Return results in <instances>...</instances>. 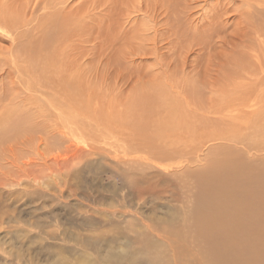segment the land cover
Segmentation results:
<instances>
[{"label":"rangeland","instance_id":"374dc122","mask_svg":"<svg viewBox=\"0 0 264 264\" xmlns=\"http://www.w3.org/2000/svg\"><path fill=\"white\" fill-rule=\"evenodd\" d=\"M4 1L19 11L10 27L0 17V98L15 95L27 107L41 108L33 111L37 126L28 134L0 139V264H190L194 251L187 245L192 238L186 229L198 196L191 174L203 170L208 155L220 146L250 161L264 158V152L253 153L231 137L207 141L204 134L191 136L177 122H165L160 134L173 142L183 136L179 146L190 156L162 159L152 154L153 146L148 154L143 152L148 141L140 136L130 145H141L143 151L130 153L119 134L128 135L127 128L113 130L101 121L110 109L112 121L120 122L129 109L134 113L148 92V86L137 88L152 77L170 87L188 110L187 101L190 113L197 112L198 103L210 106L209 118L224 132L240 136L251 131L253 85L264 76V0ZM57 13L76 16L81 29L60 45L64 62H74L72 68L77 64L66 74L73 71L79 77L82 72L83 108L76 109L75 125L61 122L50 107L59 95L55 75L63 74V67L60 74L54 72V81L42 84L46 78L34 71L46 66L43 58L36 68L23 69L26 62L19 56L20 43L40 38L49 29L43 30L40 22ZM188 88L201 91L196 103L187 98ZM207 128L214 130L210 123ZM153 129L152 123L144 128L147 133ZM67 143L80 150L64 152ZM62 152L76 158L55 163L53 155ZM60 190L75 196L55 202Z\"/></svg>","mask_w":264,"mask_h":264},{"label":"bare ground","instance_id":"6f19581e","mask_svg":"<svg viewBox=\"0 0 264 264\" xmlns=\"http://www.w3.org/2000/svg\"><path fill=\"white\" fill-rule=\"evenodd\" d=\"M9 1H11V0H9ZM28 1L29 0H27V2ZM211 4H212V2H211ZM222 4L223 3L221 2V5ZM14 5L10 6V4L4 0L0 1V10L2 12V14L0 13L1 14L0 17L1 18L3 17L1 20H3V23L7 27L8 26L10 27V24H11L10 22L15 21L16 18L18 19L17 15H18L19 10L17 11V8H14ZM22 5L23 4H21L20 7ZM25 5L26 4H24V6ZM217 5L219 6V4H217ZM195 10H196V8H195ZM256 11H258V10H256ZM148 13H150V12H148ZM67 14H70V13L65 14L66 18L61 16V14H58V13L53 15V16L51 15V16L45 17L40 22V25H41V28L43 30L46 27H48L49 29L42 32L40 38H35V39L33 38V40H31L29 42H25V41L21 42L20 43V50H23V51H22L21 55H19V54H17V55L20 56V60H22V63H23V60L26 62L24 67H22L23 69H25V68L27 69V67L36 68L37 67L36 65L38 64V63L36 64V62H38L37 60L41 57L43 58V59H41V61H43L42 63L46 64V66L44 65L43 67H41V66L37 67V70L34 71L35 75L38 73V75H36V76H38L39 79L42 77L46 78L44 81L42 80L43 81L42 84L50 83L51 81H54L56 79V81H54V82H56V85H57L56 90L59 92L58 93L59 95H57V98L52 97V99H54L53 100L54 103H51L50 107L53 110V112L55 113V115H57V117L60 119L61 122L66 121V122H69V123H72L75 125V124H77V123H75V120H76L75 117H77L76 116L77 115L76 109H77V107L83 108V106H82L83 103L81 102V96L83 97V95L80 93V91L83 92V89L81 87V77H80L82 72L80 71L81 73H80L79 77H78V74H76L73 71L70 72V74L69 73L66 74L67 71L71 70L72 65H74L73 64L74 62H72V61H70V63L64 62V60L66 58L64 59L63 54H61L62 52H60V45L63 44V42H65L66 40H68V38L71 39V37H76L81 32V29L76 28V27H78V24H79L78 23L76 25V22L78 21L77 17L67 15ZM154 15H155V13H154ZM196 15H197V13H196ZM122 16H123V14H122ZM262 17L264 19V16H262ZM74 18H76V22L73 20ZM6 21H7V23H6ZM261 21H264V20H261ZM256 23H257V21H256ZM259 23H260V21H259ZM262 23L263 22H261V24ZM15 24H16V22H15ZM69 24L72 26V28L69 27ZM12 25L14 26V24H12ZM249 25L250 24H248V26ZM2 29L3 28H1V30ZM4 31H5V29H4ZM261 31L263 32V28ZM252 32H254V31H252ZM86 40H88V39H86ZM91 41L92 40H90V42ZM143 43H144V41H143ZM137 46H139V45H137ZM81 51L83 52L84 50L81 49ZM117 53H118V51H117ZM124 57H125V55H124ZM180 58L182 60V57H180ZM76 60H77V58L74 59V61H76ZM62 61L64 62L63 64H61ZM129 61H130V59H129ZM27 62H29L30 64H28ZM47 62H49L48 63L49 66L54 68V70H50V71L47 70L49 67L47 65ZM40 64L41 63L39 62L38 65H40ZM75 66L73 67L74 71H75ZM59 67H63L62 71L64 69V72H63V74L61 73V75H55V79H53L54 72H57L58 74H60V72H58ZM77 68H76V70H77ZM56 69H58V70H56ZM174 69H175V67H174ZM81 70H82V68H81ZM77 71H79V70H77ZM22 72L23 71H21V73ZM195 72H197V71H195ZM28 73H32V72L30 71ZM86 73L88 74V72H86ZM85 74L83 73L82 75L84 76ZM124 74H126V73H124ZM35 75L32 77H36ZM84 77H87V75H85ZM84 77H83V79H84ZM25 78H27V77H25ZM48 78H52V79H48ZM83 81H86V78ZM161 82H163V81H161ZM153 83H154V86L151 85ZM263 83H264V76H262V75L256 79L255 84L253 82V84H254L253 85V93H255L256 97H255V101H254V105H253L252 122H250L251 123V131L243 132L240 136L233 133L232 131L224 132L222 130V127L215 125V119H210L209 115H208V113H210V112L206 111V108H209V110H210V106L207 107L204 104L198 103L195 106V107H198L196 109L197 112L192 111V113H190L189 111L191 109L189 108L187 101L185 103L187 104V108L189 111L186 108H183L182 104L179 103V99L176 96H174L172 92H170L172 89L169 86H168L169 89L167 90L165 87L162 86V84L159 81H152V77H151V80L149 79L148 82H146V84L141 85L142 87L137 88V89H143V87L148 86V92L143 97L144 101L139 102L140 106L138 107V109L134 113H132V110L129 109V111L126 112L121 117L120 122H118L115 120L112 121L111 115H110L112 111L110 109V110H108V112L110 114L107 113L106 114L107 118L103 119L101 122L108 124V125H111L112 126L111 128L113 130L118 129V128H120V129L127 128L128 135L125 136L123 133H119V134H120L121 139H123V141H124V146H126V148L129 150L130 153H132L133 151L142 152L143 150H144L143 152L147 153L149 151L150 146H153L155 149V152L151 151V152H154L152 154L154 156L162 158V159H172V158H175L177 156H179L180 158L190 156L192 153L185 152L179 146L180 143L183 142V136H178L176 141L173 142L171 139H169V138H171L170 136H168V135L163 136L160 134L159 128L165 122H168V123L177 122V124L180 128H182L186 131H189V135H191V134L193 135V134H197V133L200 135L204 134L205 135L204 140H207V141H208V139L209 140H211V139L217 140L218 138H221V137L222 138L223 137H227V138L231 137L234 139L232 141L238 140V142H240V140H242L244 142L243 145L245 146V148L251 149L253 153H260V152H264V92H263L264 87H262V86H264ZM13 84H14V81H13ZM83 85L85 87V84H83ZM173 85H174V83H173ZM44 87H46V86H44ZM47 88H49V86ZM181 90H183V89H181ZM198 90L196 88H188L186 90L190 93L187 96V98L191 99V102H190L191 104L197 102V96H202L200 93L201 91H198ZM183 91L186 92L185 90H183ZM4 95H6V94H4ZM7 96L8 95H6V97L3 96V98H0V105H2L1 107L4 106L1 109L2 113L0 112L1 113L0 114V139L5 138V137L11 139V138L18 137L20 135L22 136L23 135L22 133H24V132H27V134H28L29 131H31L32 129H34L37 126L36 125L37 123L34 121L35 113L33 111L35 109L41 108V107H37V106H35L36 108L32 107V106L27 107L26 105H28V104L26 103V105H25L24 103H22L23 100L21 101L15 95L9 96V97H7ZM58 96H59V98H58ZM2 99H5L4 103H1V101H3ZM38 99H39V97H38ZM180 99H181V97H180ZM39 103H40V101H39ZM74 106H76V108ZM87 106L84 105V108L87 109L86 108ZM72 108H74V109H72ZM129 108H130V106H129ZM212 111H213V109H212ZM68 113H70V118L68 116ZM212 113H211V115H214V112H212ZM126 114H127V117H126ZM206 114H207V116H206ZM149 115H152L155 118L152 121H148L147 117ZM205 117H207L208 119ZM54 119H56V118H54ZM123 122L126 123V126L121 125V123H123ZM150 123H152L154 125V129L152 130L151 133H147L144 130V128L146 127V125H148ZM209 123L212 126H214V130L212 132L208 131L207 124H209ZM111 128H109V129H111ZM222 134H225V135H222ZM134 136L135 137L140 136L141 138L146 139L148 141V143H146V145H148V150L144 149V148L142 150V148H141L142 146L141 145L135 146L134 142H133L134 146H131L130 143L135 138ZM186 137H187V135H186ZM21 139H24V137ZM63 140H64V138H63ZM136 140H139V139H136ZM165 144H167V147H165ZM75 147L77 148L75 150L76 152L78 150H80V149H78L79 146L77 147V146H72L71 144H68V145H65L66 151H64V150L63 151L67 152V151L71 150V148L74 149ZM45 152H47V151H45ZM64 152L55 153V155H53V160L55 161V163L65 164L66 162H71V161H73L74 158H76V154H73L72 158L70 157L72 159L71 160L69 158V156ZM243 152L245 153V151H243ZM130 153H127V155L129 156ZM90 154H92V153H90ZM148 154H149V152H148ZM123 155H125V154L123 153ZM132 155L133 154H131V156ZM97 156H99V154H96V157ZM22 159H23V157H22ZM76 161H77V159H76ZM88 162H90V161H88ZM91 164H93V163H91ZM72 171L74 172V170H72ZM67 172H68V170H67ZM191 176L194 179V182L196 184V187L198 190V196H196L192 200V207L193 208L191 211L190 219L188 221V227L186 229V236L192 238V239H190L191 243L187 242V245L190 249H192L194 251V259L192 262H190V264H264V158H259L256 161H250L248 159H246V160L239 159V156L238 157L234 156V153L231 149H229L227 147L223 148L220 146L214 152H211L208 155V161H207L205 168L203 170H200V171H194L191 174ZM70 178H71V176H70ZM65 179H67V178H65ZM69 188H70V186H69ZM58 189H60V188H58ZM65 190H66V188H65ZM71 190L73 191V189H71ZM43 191H44V189H43ZM56 191H57V189H56ZM69 192H70V190H69ZM53 194H56V193H53ZM63 194H65V193H63L60 190L59 193L57 194L58 196L54 195V196H56L55 198H53L55 200V202L60 201L61 203H64L61 200L62 199L64 200L65 197L67 198V197L75 196V192H70L68 194V196H64ZM53 199H52V201H53ZM51 204H50V206H52ZM42 205H45V203ZM73 207H77L76 204ZM78 208H79V205H78ZM87 218H88V216H87ZM9 253H10V251H9ZM4 255L8 256L9 254H4ZM4 259H6V258L4 257ZM7 261H8V259H7ZM23 261H25V260H23ZM11 264H12V262H11ZM29 264H30V262H29ZM178 264H186V263L179 262Z\"/></svg>","mask_w":264,"mask_h":264}]
</instances>
